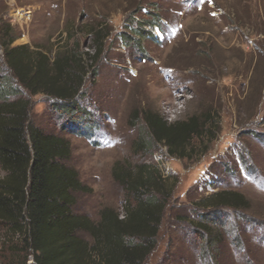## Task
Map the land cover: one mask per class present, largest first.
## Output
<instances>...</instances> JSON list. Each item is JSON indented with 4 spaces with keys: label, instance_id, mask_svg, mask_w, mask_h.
<instances>
[{
    "label": "rangeland",
    "instance_id": "obj_1",
    "mask_svg": "<svg viewBox=\"0 0 264 264\" xmlns=\"http://www.w3.org/2000/svg\"><path fill=\"white\" fill-rule=\"evenodd\" d=\"M96 31L102 46L79 111L17 83L7 98L28 100V121L69 142L63 162L88 188L72 212L124 219L134 195L116 173L147 165L167 200L141 264H264V0H0V78L11 75L3 43L93 55ZM148 111L168 122L208 112L212 134L193 139L185 158L161 143L145 150ZM225 190L246 207L211 206L206 198ZM31 254L0 222V264H33Z\"/></svg>",
    "mask_w": 264,
    "mask_h": 264
},
{
    "label": "trees",
    "instance_id": "obj_2",
    "mask_svg": "<svg viewBox=\"0 0 264 264\" xmlns=\"http://www.w3.org/2000/svg\"><path fill=\"white\" fill-rule=\"evenodd\" d=\"M98 37L96 31L93 55L71 48L49 56L27 45L3 43L11 75L0 78V167L5 172L0 177V222L12 235L21 236L33 264H141L156 244L167 198L154 168L143 165L133 177L129 171L116 173L134 195L124 219L109 209L101 211L97 223L76 215L75 194L88 188L63 162L71 154L69 142L28 121V100L7 99L16 95L17 83L32 95L52 98L53 106L65 103L71 114L79 111L75 101L99 56L103 37ZM212 120L206 112L205 118L192 115L168 122L148 111L140 146L148 150L161 143L170 156L188 157L193 139L212 134ZM206 199L213 207H246L245 198L235 191H219ZM79 231L88 232L92 243L83 241Z\"/></svg>",
    "mask_w": 264,
    "mask_h": 264
}]
</instances>
